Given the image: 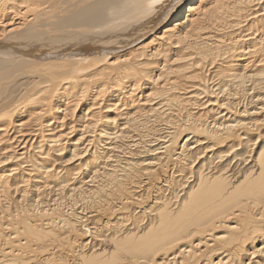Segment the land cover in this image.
I'll list each match as a JSON object with an SVG mask.
<instances>
[{
  "label": "bare ground",
  "instance_id": "bare-ground-1",
  "mask_svg": "<svg viewBox=\"0 0 264 264\" xmlns=\"http://www.w3.org/2000/svg\"><path fill=\"white\" fill-rule=\"evenodd\" d=\"M0 264H264V0H0Z\"/></svg>",
  "mask_w": 264,
  "mask_h": 264
}]
</instances>
